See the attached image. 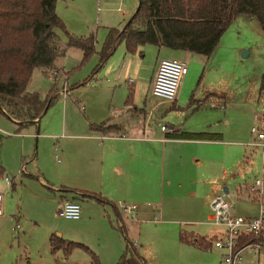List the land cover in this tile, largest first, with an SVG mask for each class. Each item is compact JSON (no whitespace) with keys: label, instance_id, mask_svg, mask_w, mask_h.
I'll return each instance as SVG.
<instances>
[{"label":"crops","instance_id":"obj_1","mask_svg":"<svg viewBox=\"0 0 264 264\" xmlns=\"http://www.w3.org/2000/svg\"><path fill=\"white\" fill-rule=\"evenodd\" d=\"M59 1L64 3L62 7L64 14L58 11ZM137 5L138 0L137 2L134 0H58L55 11L64 22L66 29L75 35L86 36L90 33L99 35L101 31L106 36L110 28H122L134 15ZM95 6L96 12H94ZM248 18L254 17L248 16ZM94 23L97 25L95 32ZM95 46H97L96 43ZM175 51L190 58L203 56L206 59L202 54L185 50ZM62 54L64 55L63 51L57 58H61ZM108 60L100 69L105 70V74L113 76L116 69H107ZM160 60L157 58L152 68L145 96L143 93L145 97L143 102L141 87L135 84L137 82L131 78L117 80L113 87L106 88L110 91L108 103H101L99 99L97 112L95 114L88 112L89 117L85 116V119H82L73 113L74 108L70 101L64 100L72 93L74 85H68L69 93L63 96L61 94L63 85L60 86L56 80L48 77L52 80V84L47 95L50 92L55 94V103L61 95L64 98L61 103L63 111L59 118L55 117L57 114L46 117L49 107L38 120L30 121L18 130L16 120L0 113V208L3 211V215H0V259L3 258L5 264L20 262L22 264H69L73 253L80 248L75 249L69 256H64L62 250L52 253L50 244L52 236L67 241H81L73 242L92 247L91 249L98 253L102 264L105 261L109 264L116 263L124 251L126 241L132 242L135 250L137 243H142L141 225L144 217L155 211L163 213L164 201L170 204L173 201L171 207L175 212L197 217L193 223H184L191 227L190 230L178 223H175L176 227L172 226L173 230L176 229L178 249L186 252V256L192 254L201 259L204 264L221 263L223 251L215 248L212 243L209 249H200L193 244L182 242L179 238L180 232H186L193 234L194 237L209 240L213 237L219 238L224 231L223 227L215 232L205 227L206 224H212L207 221L211 197L207 195L205 198L196 200L189 195L190 192L193 193V190L209 183L198 172V168L204 163V158L195 157L197 150L193 152L190 161L175 162L168 155L167 148L173 145L189 147L210 144L220 142L222 137L220 139L168 138L167 132L163 131L165 138H161L154 133L149 122L157 104L152 105L147 111L146 97L153 96L151 87ZM121 61L117 75H120L119 78L124 70L126 58ZM181 61L185 62V60ZM56 68L65 71L63 66L53 64L52 67L44 69L46 77ZM86 82L87 80L83 83ZM30 92L38 93L36 90ZM130 93L131 99L128 100ZM214 97V93L208 92L202 100L191 98L186 105L181 106L177 104L176 96L172 106L182 110L191 104L199 105L201 101L202 106L210 109L213 105L211 100ZM83 110L86 109L83 108ZM101 123L113 128L103 131L92 129L90 126ZM160 125L164 124H157L162 131ZM165 126L171 131L179 130L173 126ZM246 145L249 146L248 143ZM6 175L11 177L10 185L4 181ZM212 185L214 187L216 184ZM165 186L168 187L169 192H172L167 197L164 196ZM225 188L227 189L225 194H227L228 188ZM214 189L220 194L217 186ZM84 192L95 193L104 201L84 196ZM63 199L74 200L80 204L81 212L78 219H66L59 215L60 201ZM122 204L137 205L136 219L122 217L120 211ZM47 208L53 211L54 219L67 220L68 226L61 229L62 237L59 233L55 235L56 227H46L39 235L34 236L31 243L28 238L29 234L34 235V229L37 227L36 217L41 210ZM232 212L234 213L233 206ZM11 216H15L21 224L17 247L12 240L14 221L10 218ZM160 228L163 230L164 226ZM137 253L147 264L144 256ZM253 261L248 259L246 262L243 261V264H252Z\"/></svg>","mask_w":264,"mask_h":264},{"label":"rangeland","instance_id":"obj_2","mask_svg":"<svg viewBox=\"0 0 264 264\" xmlns=\"http://www.w3.org/2000/svg\"><path fill=\"white\" fill-rule=\"evenodd\" d=\"M134 1L137 2V0ZM63 5L64 3L59 1L58 11L62 14H64L62 12ZM94 12H96V6ZM94 26L95 32L97 25L94 23ZM54 31L60 52L63 51L64 53V55H60L61 58L55 60L54 65L63 66L65 71L56 68L48 74L47 71L46 77L45 68L36 67L32 72L27 91L36 90L41 98L45 99L52 84V80L48 77L53 72L60 74L64 72L67 84L74 85V88L65 99L61 95L59 100L50 106L46 117L57 114L55 117L59 118L63 111L61 103L64 99L70 101L74 108L73 113L85 119V116L89 117L88 112L91 114L97 112L99 99L101 103H108L110 91L106 88L113 87L117 80L129 78L141 87L143 102L145 98L143 93L145 96L146 86L149 83V77L157 58L185 60L188 74L184 75L182 82H180L177 104L184 106L191 98L202 100L208 92H212L215 95L211 100L213 105L207 109L202 106L200 101L199 105L191 104L187 108L178 110L172 108V103L160 102L159 98L148 95L146 97V110L148 111L152 105L157 104L149 126H152L154 133L161 138H165V132L159 130L158 123L173 126L185 132L199 131L220 134L222 137L220 142L189 147L173 145L167 148V153L173 158V161L179 163L190 161L193 152H197V150V155L194 153L195 157L204 158V163L198 168V172L209 183L203 185L202 188L193 190V193L187 191L194 199L219 194L214 189L217 186L220 194H224L227 201L232 204L234 214L253 217L259 213V203L253 200L252 194L248 192V187L261 173L263 159L262 147L249 145L253 139L250 127L255 124V118L263 115L264 111V89L260 90L261 77L264 74V34L255 18L250 19L247 15L238 16L222 34L209 59H205L203 56L190 58L174 49L167 47L159 49L153 45H144L139 48L137 53L128 54L125 52L124 44L121 43L108 60L107 69H116L113 76L108 73L105 74L103 69L94 73L97 54L80 65L81 51L66 45V37L63 31L60 29ZM99 33V35L93 33L97 45L95 46L96 51L100 49L105 36L103 32L100 31ZM123 58H126V62L121 78H119L120 75H117ZM86 80L87 82L83 83ZM56 81L60 86L63 85V78L60 77ZM83 108L86 110L84 111ZM68 111L70 112V109ZM212 184L216 185L213 187ZM225 187L228 188L227 194L223 192ZM170 193L172 192H169L168 187L165 186L164 196L167 197ZM173 203L171 201V204ZM171 204L164 201L163 213L155 211V213H148L144 217L141 225L143 241L137 243V252L144 256L147 264H204L201 259L192 254L186 256V252L178 249L176 229H172V226H177L175 223L181 224L183 228L191 229L189 225L184 223H193L197 217L175 212ZM153 210H155L154 207ZM40 212L36 217L37 227L34 229V235L33 233L29 234L28 240L32 243L34 236L39 235L44 228L50 226L56 227L55 235L59 233L62 237L61 229H65L69 222L62 218L54 219L51 208ZM161 226H164L163 230L160 228ZM205 227L211 232L222 229V226L215 224H206ZM19 234H21V229L17 233L12 232L15 247H17ZM93 252L102 264L98 253L95 250ZM242 256L245 262L248 259H253L252 264H264L263 256L254 254L249 249L243 250ZM70 261L69 264H92L90 256L81 249L73 253ZM116 263L111 262V264ZM0 264H5L3 258L0 259ZM104 264L109 263L105 261Z\"/></svg>","mask_w":264,"mask_h":264},{"label":"trees","instance_id":"obj_3","mask_svg":"<svg viewBox=\"0 0 264 264\" xmlns=\"http://www.w3.org/2000/svg\"><path fill=\"white\" fill-rule=\"evenodd\" d=\"M58 0H0V113L17 121V129L38 120L53 104L55 94L50 92L41 99L37 92L27 91V85L36 67L49 68L60 54L55 29L63 31L68 47L82 52L80 65L94 54L98 55L94 72L124 44L128 54H134L144 45L167 47L202 54L209 59L220 37L240 15L254 17L264 34V0H138L134 15L120 29L110 28L96 51L95 36L75 35L69 32L55 11ZM264 89V74L260 90ZM131 99V93L128 100ZM173 108V106H172ZM264 117V111H263ZM92 129L109 131L113 127L104 123L91 124ZM168 138L220 139V134L209 132L189 133L179 130L166 133ZM84 196L102 197L95 193ZM182 242L200 249H209L214 239L194 237L180 232ZM264 243V231L259 235L248 234L239 245ZM51 252L62 250L69 256L75 249L84 250L92 264H100L97 255L87 246L51 237ZM116 264H145L132 242L126 241Z\"/></svg>","mask_w":264,"mask_h":264},{"label":"built area","instance_id":"obj_4","mask_svg":"<svg viewBox=\"0 0 264 264\" xmlns=\"http://www.w3.org/2000/svg\"><path fill=\"white\" fill-rule=\"evenodd\" d=\"M54 70V69H53ZM188 72L187 64L177 59L164 58L157 65L154 79L152 82L151 93L160 99V102L173 103L176 100L178 88L184 75ZM64 73L53 72L49 77L52 80L63 78V87L61 94L66 96L69 93L68 84ZM162 131H171L165 125H160ZM250 133L253 135L249 143L252 147H262L263 159L262 169L259 177H255L248 187L249 194L259 203V213L253 217H244L232 212V204L227 201L224 194H215L209 199V214L207 221L209 223L222 226L223 234L212 241L215 248L223 251L220 264H243L242 252L245 249L264 258V243L256 242L252 244L239 245L241 238L245 235H259L264 231V117L255 118V124L250 127ZM7 185L11 184V177L4 176ZM138 207L136 204H122L120 211L123 218L136 219ZM81 207L77 201L63 199L60 201L59 215L66 219H78L80 217ZM0 215L3 211L0 208ZM14 224L12 231L18 232L21 229L20 222L15 216L10 217Z\"/></svg>","mask_w":264,"mask_h":264},{"label":"water","instance_id":"obj_5","mask_svg":"<svg viewBox=\"0 0 264 264\" xmlns=\"http://www.w3.org/2000/svg\"><path fill=\"white\" fill-rule=\"evenodd\" d=\"M227 192V189L226 188H224V193H226Z\"/></svg>","mask_w":264,"mask_h":264}]
</instances>
